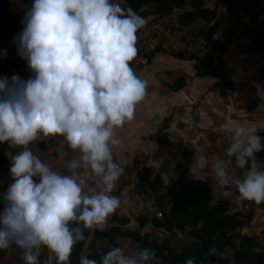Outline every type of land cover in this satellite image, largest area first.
<instances>
[{"label": "clouds", "instance_id": "obj_1", "mask_svg": "<svg viewBox=\"0 0 264 264\" xmlns=\"http://www.w3.org/2000/svg\"><path fill=\"white\" fill-rule=\"evenodd\" d=\"M21 24L10 43L30 75L26 80L0 77V143L20 149L14 156L8 153L13 182L0 197V250L14 245L24 264H70L84 231H103L120 207L111 193L126 161L115 162L113 149L121 144L116 130L134 119L147 95L149 79L131 66L138 53L137 32L147 20L121 0H32ZM0 55L6 57L7 50ZM231 132L226 158L210 159L200 149L193 171L213 178L225 199L264 203V167L256 159L264 141L243 125ZM50 136L63 137L76 153L66 160V174L29 147ZM65 155L61 152L60 158ZM235 169L245 171L241 176ZM90 181L99 190L89 188ZM208 254L217 255L216 248ZM155 261L151 248L115 246L99 264ZM78 264L98 262L81 256ZM184 264L197 261L189 258Z\"/></svg>", "mask_w": 264, "mask_h": 264}, {"label": "crops", "instance_id": "obj_2", "mask_svg": "<svg viewBox=\"0 0 264 264\" xmlns=\"http://www.w3.org/2000/svg\"><path fill=\"white\" fill-rule=\"evenodd\" d=\"M215 1L205 0L204 7L215 8L213 5ZM26 3L27 0H0V30L4 27L1 32L8 34L11 40L22 31L23 16L20 13L23 10L26 11ZM122 6H124L123 2ZM140 9L146 10L142 16H146L147 20L153 7L148 4ZM215 10L216 19H219L225 8L218 6ZM238 14L241 20L247 19V16L240 10ZM255 19L260 22L263 18L257 15ZM213 23L214 20L211 23L196 21L190 24L188 29L194 35L200 36L204 35ZM221 30L222 25L218 27L217 32L221 34ZM0 39L6 43L1 35ZM249 43L250 40L237 34L226 47L223 60L233 88L225 94H221L219 88L215 87V78L207 74L200 76L197 70L198 63L183 56L154 53L149 64L137 73L141 78L149 79V87L145 99L136 108L134 119L116 130L121 144L113 149V155L118 163L126 161L124 168L127 175L124 180L118 215L113 221H107L101 232H106L113 227L139 237L150 236V241L160 244L167 240L170 248L177 253L190 246L192 240L185 233L176 229L167 231L159 225L168 217L173 202L168 189L175 186L176 181L175 178L173 184L167 185L164 182V171L169 173L171 170L172 173H177L176 165L180 163V160L173 156L171 138L179 141L188 139L190 140L189 145L194 144L193 147L182 146L181 160H183L184 150L187 149L193 154L188 177L190 180L205 182L212 186L210 206L226 201L228 203L226 214L240 213L244 216V225L234 230L233 233L239 232L240 234H237L240 237H252L250 235L256 229L264 230V207L262 205L238 202L235 198L225 199L213 178H205L200 172L193 171L195 156L199 154L200 149H203L204 154L210 159L216 155L218 150L225 149L226 151L231 143V129L235 125H243L247 130L256 134L264 132V56L253 54L250 50L247 51ZM217 56L216 52L214 57ZM24 62L25 74L20 77L26 80L30 71L26 61ZM2 72L0 67V77ZM174 134L178 135V138ZM52 138L53 136H50L35 141L29 147L43 162L48 163L54 170L66 174L65 163L70 158L65 156V159H61L60 155L55 156L49 153L47 144ZM217 141L221 144H216ZM183 145L186 144L183 143ZM0 151L1 161L5 166V170L0 175V197H2L4 188L13 182L9 172L11 156L8 153L14 156L20 149L11 148L5 142L0 143ZM259 163L264 167V159ZM138 168H141V171L143 169L151 171L148 181H144L142 185L138 181L133 182L132 174ZM232 170L233 168L230 167L229 171ZM235 171L242 176L245 170L235 169ZM157 176L162 180L161 185L159 184V188L150 192L151 178L153 180ZM88 187L99 190L95 182L90 181ZM3 207L4 202L0 199V211ZM157 213H161L162 217H157ZM90 231L83 247V253L94 238V230ZM94 242L99 245L98 240ZM115 243L116 246L126 249H139L138 244L126 235L115 237ZM101 246L103 247L104 244ZM238 246L239 243L236 241L234 247ZM0 252L3 259L9 260L10 264H24L21 250L14 245ZM224 257L229 262L228 264H232L230 250H226ZM43 258L42 255L41 260ZM2 263L4 261L0 262Z\"/></svg>", "mask_w": 264, "mask_h": 264}, {"label": "trees", "instance_id": "obj_3", "mask_svg": "<svg viewBox=\"0 0 264 264\" xmlns=\"http://www.w3.org/2000/svg\"><path fill=\"white\" fill-rule=\"evenodd\" d=\"M124 7L132 8L141 17L146 10H141L142 6L150 4L153 7L150 17L169 13L174 9L180 11V20L188 29L189 25L196 21H206L213 25L204 34L200 35L210 38L213 33L217 32L218 27L222 25L221 35L222 41L216 44L214 52L210 53L205 59L197 61L198 74L210 75L216 79L215 87L219 88L221 94H225L233 88L229 81L225 69L223 55L226 47L233 41L237 34L250 40L249 49L253 54H261L264 56V0H216L213 4L215 8L204 7L205 0H121ZM32 0H27L26 8L30 7ZM223 6L225 11L219 19H216V8ZM188 8L190 11H187ZM258 8V9H257ZM186 9V10H185ZM185 10V11H184ZM247 16L244 21L240 19L238 11ZM25 10L20 15L24 16ZM262 16V21L257 22L255 16ZM143 18L146 19V16ZM213 19V20H212ZM7 27V25H4ZM253 28L255 29L253 32ZM4 30V27L2 28ZM0 35L10 43L11 37L8 34ZM199 35V34H198ZM218 53L215 58L214 54ZM175 56H183L176 54ZM3 71L1 77H5ZM264 141V132L257 134ZM158 143L161 142L158 140ZM193 154L187 149L183 151V162L176 165L177 176L175 186L168 189L172 199L168 217L163 223H159L165 230H179L186 234L192 240L190 246L184 248L180 253L175 252L169 246V242L164 240L163 243L150 241V236L139 237L130 233H124L116 228H110L106 232L94 230V238L88 249L83 253V247L87 240L90 230L84 231V239L78 242L72 249L70 264H78L81 256L89 259L97 260L99 264L100 256L110 248L115 247V237L118 235H126L135 241L139 249L145 247L151 248L156 253V261L154 264H184L189 258H195L197 264H228L224 257L226 250L232 252V264H264V250L256 251V243L253 237L241 236L233 233L237 228H241L245 219L240 213L226 214L228 203L226 201L218 202L215 206H210L212 186L201 181H193L188 177ZM257 161L264 159V151L256 154ZM151 176V171L143 169L141 174L137 176V181L145 183ZM160 178L157 176L150 181V189L156 190L160 187ZM7 187L4 188V192ZM243 203H248L244 201ZM254 205H262L264 203H255ZM249 220L248 216L246 217ZM264 234V230L261 231ZM94 240H98L97 245ZM238 241L239 246L234 247V242ZM104 244L102 247L101 245ZM215 247L217 255L210 256L209 249ZM227 248V249H226Z\"/></svg>", "mask_w": 264, "mask_h": 264}, {"label": "built area", "instance_id": "obj_4", "mask_svg": "<svg viewBox=\"0 0 264 264\" xmlns=\"http://www.w3.org/2000/svg\"><path fill=\"white\" fill-rule=\"evenodd\" d=\"M180 10L174 9L169 13L159 15L147 21L146 26L137 32L138 53L131 66L136 74L149 64L150 58L154 53H162L164 55L183 54L192 61H201L205 59L208 53L214 49L217 43L222 41L220 33L213 34L210 38L194 35L188 30L180 20ZM7 50V56L0 55V67L6 73V76L11 78L13 75L22 76L25 74V62L17 56L15 44H6L0 39V53ZM240 57V56H239ZM47 148L50 154L59 156L64 152L69 158H72L76 153L68 149L64 138L61 136H53L48 142ZM115 159V158H114ZM115 162L117 160L115 159ZM118 163V162H117ZM5 170V166L1 161L0 151V175ZM141 170L136 169L133 174V182L137 183V176ZM127 173L124 168L123 176L117 182L116 188L111 193L117 196L120 200L122 197V189ZM120 207L112 214L108 221H113L118 215ZM157 217H162L161 213L156 214ZM264 250V234L256 239V251Z\"/></svg>", "mask_w": 264, "mask_h": 264}, {"label": "rangeland", "instance_id": "obj_5", "mask_svg": "<svg viewBox=\"0 0 264 264\" xmlns=\"http://www.w3.org/2000/svg\"><path fill=\"white\" fill-rule=\"evenodd\" d=\"M258 9V8H257ZM156 18H158L159 17V15H157V16H155ZM155 17H150V21L152 20V19H154ZM258 22V21H257ZM261 22V21H260ZM259 23V22H258ZM255 29H258V28H253V32H254V30ZM232 79H233V77H231ZM230 79V78H229ZM231 80V79H230ZM192 115V114H191ZM192 116H194V115H192ZM176 137L178 136V135H176V134H174ZM178 138V137H177ZM183 138H185V137H183ZM182 138V139H183ZM171 140H173V143H172V153H173V156H174V158L176 159H178V160H180V163H182V161L183 160H181L182 159V157H181V149H182V146H186V147H193L194 146V144H193V146L192 145H189V141L190 140H188V139H184V140H181V141H179L178 139H176V138H171ZM183 143L184 144H186V145H183ZM216 144H221V143H219L218 141L217 142H215ZM217 145V146H218ZM226 151H225V149H222V150H218L217 151V153H216V155H214V157H220V158H226ZM168 161V160H167ZM139 170L141 169V168H138ZM139 174H141V171L139 172ZM177 174L178 173H175V172H173L172 173V171L170 170V172L169 173H167L166 171H164V174H163V177H164V182L168 185H171V184H173L174 183V180H175V178H176V176H177ZM151 181H152V178H151ZM160 181L162 182V180H161V178H160V180H159V184L161 185V183H160ZM152 190L150 189V192H151ZM209 205H210V203H209ZM228 211V210H227ZM232 210H230V212H231ZM250 212V211H249ZM237 233H239V232H237ZM236 233V234H237ZM240 234V233H239ZM262 233H261V231L260 230H255L253 233H251V235L250 236H252L253 238H254V241H255V243H256V239H259V236L261 235ZM234 244H235V242H234ZM255 250H256V248H255ZM85 256V255H84ZM0 262H3L4 261V263H2V264H5L6 262L8 263V264H10V261L9 260H6V259H3V256L1 255V252H0Z\"/></svg>", "mask_w": 264, "mask_h": 264}]
</instances>
